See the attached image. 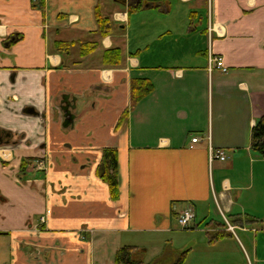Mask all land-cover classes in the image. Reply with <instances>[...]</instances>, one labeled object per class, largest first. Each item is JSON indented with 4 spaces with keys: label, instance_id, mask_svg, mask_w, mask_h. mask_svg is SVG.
Masks as SVG:
<instances>
[{
    "label": "crops",
    "instance_id": "obj_1",
    "mask_svg": "<svg viewBox=\"0 0 264 264\" xmlns=\"http://www.w3.org/2000/svg\"><path fill=\"white\" fill-rule=\"evenodd\" d=\"M40 1L0 0V129L13 133L0 142V249L9 239L10 264H111L106 251L123 247L143 248V264H177L186 250L183 264H238L236 231L264 264V234L249 236L264 232V159L251 148L264 117V0H181L208 16L192 11L177 26L170 0ZM110 50L121 66L104 64ZM210 54L226 73L210 72ZM134 79L154 86L135 106ZM210 147L225 158L212 161ZM105 149L118 152L117 201L97 173ZM187 209L193 247L166 241Z\"/></svg>",
    "mask_w": 264,
    "mask_h": 264
},
{
    "label": "trees",
    "instance_id": "obj_2",
    "mask_svg": "<svg viewBox=\"0 0 264 264\" xmlns=\"http://www.w3.org/2000/svg\"><path fill=\"white\" fill-rule=\"evenodd\" d=\"M44 0L40 1V8H43ZM66 47L69 46L63 42L57 44V46ZM121 53L119 50H110L104 54V64L114 67L122 65ZM154 89L151 82L144 79H134L132 82V103L137 105L142 99L148 96ZM127 112L124 113L118 123V128L124 123ZM0 133H5L0 130ZM8 134L13 135L9 132ZM251 148L254 152L258 153L264 159V117H262L252 130ZM118 152L115 149H105L103 156L98 167L97 173L104 183H106L110 189L111 199L117 201L120 197V187L118 182ZM188 251L181 254L180 260L177 264H183ZM144 250L136 247H123L121 248L115 257V264H143Z\"/></svg>",
    "mask_w": 264,
    "mask_h": 264
},
{
    "label": "rangeland",
    "instance_id": "obj_3",
    "mask_svg": "<svg viewBox=\"0 0 264 264\" xmlns=\"http://www.w3.org/2000/svg\"><path fill=\"white\" fill-rule=\"evenodd\" d=\"M170 2H171V4H172V6H173V9H174V11L176 12V16L174 17V18H172L171 20H172V22H174V25L175 26H177L176 24L179 22V21H181V20H184L185 19V16L187 17V15H189L192 11H197L198 13H199V18L200 19H202L203 20V24H205V21L207 20V8H206V6L204 5V6H202V8L201 9H198V6H196V3H193L192 5L189 3L188 5L187 4H184L181 0H170ZM194 9V10H193ZM152 26V23L151 22H149L148 24H147V26H146V29H149L150 27ZM205 26V25H204ZM198 31V30H197ZM200 31V30H199ZM214 212V214L212 215V219H215L216 221H221V218H220V215H219V213H216L217 211H213ZM216 213V214H215ZM196 222V221H195ZM195 224V223H194ZM192 226L193 225H191V229H196V228H192ZM177 227H178V229L180 230V231H178L177 233H176V235H174V236H168L167 238H166V241L168 240V239H172V237H174V239L177 241V243L178 244H183V243H185V245L187 246L189 243H191L192 244V247L195 245V243L197 242V240H194L193 239V236H194V234H192V236H191V234L189 235V230H186V231H184V230H182L181 229V227L180 226H178V224H177ZM202 229V228H201ZM256 230L253 232V231H251L250 233V238H252V237H254L255 235H256V233H258L259 234V236L261 235V234H264V232L262 231V225H257L256 226V228H255ZM214 231V230H213ZM191 232H193V231H191ZM237 233H236V236H237V238H238V242H239V244L243 247V248H245V250L242 248V250L240 249H237V248H235V247H233V252H231V250H230V252L231 253H233L232 254V260L233 261H237V263L238 264H251V262H252V264H255L254 263V260H253V257H252V254H251V251L249 250V248L247 247V244H245V242L243 241V239H242V237H241V235H240V233H239V231H236ZM190 238H192V239H190ZM190 240L192 241V242H190ZM253 240V239H252ZM5 242L3 243V244H6L7 246V248L5 249H3V251L1 252V249H0V254H3V256H4V259L3 258H0V264H4V263H8V264H10V247H9V245H8V242H10L9 241V239H7V240H4ZM167 243V242H166ZM243 243V244H242ZM153 244H154V247L155 248H159V247H161V246H163L164 245V243H163V240L161 239H156V240H154V242H153ZM191 244H189V245H191ZM232 247V246H231ZM188 248H190V246H188ZM141 249H143V248H141ZM187 251V250H186ZM157 252H161L160 250H156V249H154V250H150L148 253L149 254H145V259L147 260V261H149L150 260V258H152L151 256L153 255V254H155V253H157ZM161 254H163V253H160V255ZM224 255V252L223 251H221V250H214L213 252H208L207 253V255H211V257H213V258H215L216 260H220V259H222L221 257H220V255ZM111 255L112 256H110V253H109V251L107 250L106 251V255H105V259L107 260V261H109V263H111V264H115L114 263V260H115V256H114V254L111 252ZM213 255V256H212ZM199 256H200V258L199 259H201V257L202 256H205L203 253H200L199 254ZM159 257V256H158ZM260 258H261V260L262 259H264V249L262 248L261 249V251H260ZM251 261V262H250Z\"/></svg>",
    "mask_w": 264,
    "mask_h": 264
},
{
    "label": "built area",
    "instance_id": "obj_4",
    "mask_svg": "<svg viewBox=\"0 0 264 264\" xmlns=\"http://www.w3.org/2000/svg\"><path fill=\"white\" fill-rule=\"evenodd\" d=\"M211 31V29H210ZM208 66L210 72L213 70H220L223 73L227 72V68L224 66L222 59L218 56H214L212 54L208 57ZM199 139H193V143H198ZM210 158L212 161L214 160H222L224 159V154L220 151H215L212 147L210 148ZM38 169H45L44 162H40L37 166ZM195 220V213L192 209L185 211L180 217L179 223L183 228H188L189 225Z\"/></svg>",
    "mask_w": 264,
    "mask_h": 264
},
{
    "label": "flooded vegetation",
    "instance_id": "obj_5",
    "mask_svg": "<svg viewBox=\"0 0 264 264\" xmlns=\"http://www.w3.org/2000/svg\"><path fill=\"white\" fill-rule=\"evenodd\" d=\"M2 131H4L5 133H0V142L10 141L13 138V135L11 136V134H8L9 131L6 130H2Z\"/></svg>",
    "mask_w": 264,
    "mask_h": 264
}]
</instances>
